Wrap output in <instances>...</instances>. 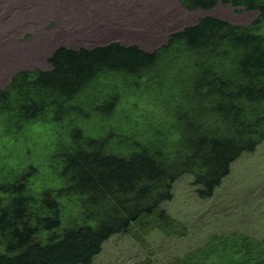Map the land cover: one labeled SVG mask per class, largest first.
I'll return each mask as SVG.
<instances>
[{
    "label": "trees",
    "instance_id": "obj_1",
    "mask_svg": "<svg viewBox=\"0 0 264 264\" xmlns=\"http://www.w3.org/2000/svg\"><path fill=\"white\" fill-rule=\"evenodd\" d=\"M180 1L258 14L247 25L202 16L152 51L59 46L49 70L17 71L0 89L8 142L36 127L51 137L41 162L0 169V264H91L133 224L167 235L160 205L177 180L210 198L264 141V0ZM168 264H264V240L214 235Z\"/></svg>",
    "mask_w": 264,
    "mask_h": 264
},
{
    "label": "rangeland",
    "instance_id": "obj_2",
    "mask_svg": "<svg viewBox=\"0 0 264 264\" xmlns=\"http://www.w3.org/2000/svg\"><path fill=\"white\" fill-rule=\"evenodd\" d=\"M257 14L221 2L207 10H188L180 0H0V89L17 71L50 69L48 58L59 46L92 49L118 41L152 51L202 16L247 25ZM28 134V141L11 143L0 126V169L41 162L51 137L42 127ZM191 181L182 176L173 185L171 200L160 205L174 222L169 234L133 224L129 232L105 241L91 264H168L223 233L264 240V141L230 165L210 198H198Z\"/></svg>",
    "mask_w": 264,
    "mask_h": 264
},
{
    "label": "clouds",
    "instance_id": "obj_3",
    "mask_svg": "<svg viewBox=\"0 0 264 264\" xmlns=\"http://www.w3.org/2000/svg\"><path fill=\"white\" fill-rule=\"evenodd\" d=\"M198 21V20H197ZM197 23V22H196ZM195 23V24H196ZM194 25V24H193ZM191 26V25H190ZM188 27V26H187ZM114 42H118V41H114ZM110 43H112V42H110ZM118 43H120V42H118ZM107 44H109V43H107ZM107 44H105V45H107ZM120 44H122V43H120ZM105 45H103V46H105ZM123 46H125V47H127V46H131V45H136L137 46V44H134V43H132V44H126V45H124V44H122ZM139 47V46H138ZM140 48V47H139ZM141 49V48H140ZM76 50V49H75ZM143 50V49H142ZM147 109H148V111L150 112V113H153V115L155 116V115H161V119L160 120H162V121H164V124H168L169 122L168 121H165V120H163L164 119V115H163V113H165L164 112V110L162 109L161 111H159L158 109H154L153 107H147ZM173 121H175V120H173ZM171 126V125H170Z\"/></svg>",
    "mask_w": 264,
    "mask_h": 264
},
{
    "label": "bare ground",
    "instance_id": "obj_4",
    "mask_svg": "<svg viewBox=\"0 0 264 264\" xmlns=\"http://www.w3.org/2000/svg\"><path fill=\"white\" fill-rule=\"evenodd\" d=\"M209 6H210V5H209ZM137 46H138V45H137ZM51 53H52V52H51ZM48 70H49V69H48ZM20 71H21V70H20ZM12 76H14V75H12ZM195 188H196V187H195ZM107 240H108V239H107ZM107 240H105V241H107ZM103 244H104V243H103ZM103 244H102V246H101V250H102ZM100 252H101V251H100ZM100 252H99V253H100ZM99 253H98V254H99Z\"/></svg>",
    "mask_w": 264,
    "mask_h": 264
}]
</instances>
